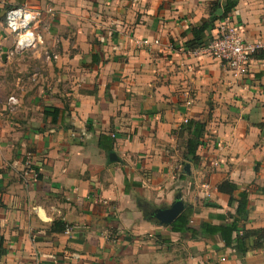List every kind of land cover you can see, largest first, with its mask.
Here are the masks:
<instances>
[{"label":"crops","instance_id":"obj_1","mask_svg":"<svg viewBox=\"0 0 264 264\" xmlns=\"http://www.w3.org/2000/svg\"><path fill=\"white\" fill-rule=\"evenodd\" d=\"M226 1L0 0V73L14 43L7 11L37 7L38 52L58 57L43 69L69 88L7 118L0 99V264H264V246L242 253L200 231L235 214L223 181L250 194L245 228L264 229V51L236 78L187 49ZM227 17L264 45V0H239ZM191 120L206 123L198 163L184 156ZM177 199L192 207L194 233L152 217Z\"/></svg>","mask_w":264,"mask_h":264},{"label":"trees","instance_id":"obj_2","mask_svg":"<svg viewBox=\"0 0 264 264\" xmlns=\"http://www.w3.org/2000/svg\"><path fill=\"white\" fill-rule=\"evenodd\" d=\"M239 0H227L226 4L221 8L219 5L214 7V14L209 20L201 25L192 28L193 40L187 44V49L196 50L208 46L205 40V34L208 30L214 28L215 22L223 20L236 7ZM44 115L51 118L53 124H56L60 115V110L51 108L44 111ZM184 131L188 134L185 145V160L193 163L200 162L198 156L199 148L204 144L206 123L201 120H191L184 127ZM218 191L230 197L229 205L236 203V211L233 215L218 216L220 225L204 222L200 225V231L205 236L214 237L219 235L225 243V247H230L233 243L237 244L239 251L247 253L251 249H261L264 246V229L247 230L244 223L249 215V192L247 190L240 191L238 185L231 181H223L218 185ZM237 195V196H235ZM219 208L218 206H211ZM193 214L192 207H188L171 225V229L176 233H184L191 231L189 228L190 218ZM230 219V220H229ZM66 226L62 225L61 231H65ZM2 239L0 240V258L4 253L1 249Z\"/></svg>","mask_w":264,"mask_h":264},{"label":"built area","instance_id":"obj_3","mask_svg":"<svg viewBox=\"0 0 264 264\" xmlns=\"http://www.w3.org/2000/svg\"><path fill=\"white\" fill-rule=\"evenodd\" d=\"M47 12L51 14L52 10ZM44 14L45 11L41 8L28 6H16L7 11L5 17L6 28L12 35L14 45L18 51L34 50L44 45V38L39 32ZM216 31V36L208 46L190 52L204 51L224 62L234 77L243 78L247 76L253 57L258 52L264 51V45L246 40L240 28L229 17L217 22ZM57 58L55 55V59ZM18 104L19 100L16 97L11 96L9 98L10 106L15 107ZM185 122L187 123V121ZM25 162L26 170L34 173V176L37 177L38 174L33 168L30 155H27Z\"/></svg>","mask_w":264,"mask_h":264},{"label":"rangeland","instance_id":"obj_4","mask_svg":"<svg viewBox=\"0 0 264 264\" xmlns=\"http://www.w3.org/2000/svg\"><path fill=\"white\" fill-rule=\"evenodd\" d=\"M40 48L18 51L13 43V48L10 52H13V54L9 56L10 62L8 66L3 67V71L0 73V78L2 79L0 99L7 106L6 103H9V98L14 96L19 100V104L15 107L8 104L6 111L3 112L6 118L7 115L12 116L13 112L22 109L23 106H38L39 103L30 102L33 97L38 98L39 102L44 101L48 97L49 101L59 97V94L66 95V90H69V88L65 87V84H59L56 77L57 74L51 76L48 70L45 71L43 69L42 62L54 63L57 59H55V55L49 52H38ZM41 106H44V104ZM27 155L25 156V161Z\"/></svg>","mask_w":264,"mask_h":264},{"label":"water","instance_id":"obj_5","mask_svg":"<svg viewBox=\"0 0 264 264\" xmlns=\"http://www.w3.org/2000/svg\"><path fill=\"white\" fill-rule=\"evenodd\" d=\"M5 58V56H4ZM185 170L189 173V166ZM185 211V205L182 200L177 199L170 207L156 210L152 217L161 225L169 226Z\"/></svg>","mask_w":264,"mask_h":264}]
</instances>
